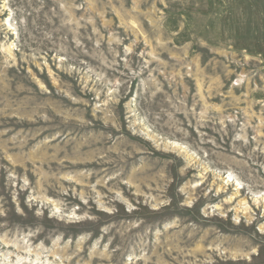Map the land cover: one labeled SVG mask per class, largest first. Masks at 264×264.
I'll return each instance as SVG.
<instances>
[{
  "label": "rangeland",
  "instance_id": "1",
  "mask_svg": "<svg viewBox=\"0 0 264 264\" xmlns=\"http://www.w3.org/2000/svg\"><path fill=\"white\" fill-rule=\"evenodd\" d=\"M0 264H264V0H0Z\"/></svg>",
  "mask_w": 264,
  "mask_h": 264
},
{
  "label": "bare ground",
  "instance_id": "2",
  "mask_svg": "<svg viewBox=\"0 0 264 264\" xmlns=\"http://www.w3.org/2000/svg\"><path fill=\"white\" fill-rule=\"evenodd\" d=\"M226 181H227V183H229V182H233V177H232V175H229L227 178H226ZM237 187H239V183L237 184Z\"/></svg>",
  "mask_w": 264,
  "mask_h": 264
}]
</instances>
